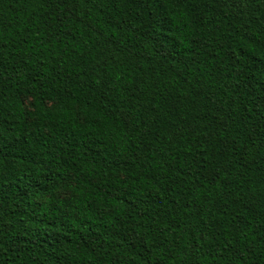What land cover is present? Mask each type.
Listing matches in <instances>:
<instances>
[{"label":"trees","instance_id":"obj_1","mask_svg":"<svg viewBox=\"0 0 264 264\" xmlns=\"http://www.w3.org/2000/svg\"><path fill=\"white\" fill-rule=\"evenodd\" d=\"M0 264H264V0H0Z\"/></svg>","mask_w":264,"mask_h":264}]
</instances>
